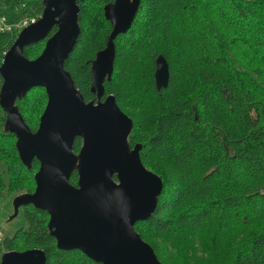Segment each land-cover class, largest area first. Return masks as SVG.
Wrapping results in <instances>:
<instances>
[{"label": "trees", "instance_id": "16d2710c", "mask_svg": "<svg viewBox=\"0 0 264 264\" xmlns=\"http://www.w3.org/2000/svg\"><path fill=\"white\" fill-rule=\"evenodd\" d=\"M0 1L5 15L20 10L27 19L43 8L42 0ZM106 1L77 2L80 34L64 61L85 100L94 98L91 60L111 30ZM19 31L0 30V64ZM114 42L104 96L114 95L132 119L130 145H141L142 163L163 183L154 212L135 230L162 264H264V0H141L130 29ZM44 43L26 46L24 55L35 58ZM159 54L169 81L157 90ZM46 101L42 87L16 101L32 131ZM4 121L0 107V188L32 192L39 162L30 169L21 163ZM80 145L75 138V152ZM20 211L25 224L3 236L0 255L40 248L46 264H100L77 249H58L46 211Z\"/></svg>", "mask_w": 264, "mask_h": 264}, {"label": "water", "instance_id": "95a60500", "mask_svg": "<svg viewBox=\"0 0 264 264\" xmlns=\"http://www.w3.org/2000/svg\"><path fill=\"white\" fill-rule=\"evenodd\" d=\"M77 1L82 0H42L40 16L20 29L0 64L3 129L15 135L23 165L30 169L34 159L39 162L34 190L13 197L10 219L20 207L32 205L47 212V229L60 250L77 249L100 264H162L134 228L154 212L162 179L142 163L141 145H130L133 121L115 96L101 99L103 84L114 71V41L130 29L141 0H114L103 6L111 30L90 63L95 99L89 101L64 68L80 34ZM44 39L39 55H24L26 46ZM153 77L157 90L167 87L169 67L161 54ZM35 87L45 90L47 101L32 131L16 101ZM77 137L81 145L75 152ZM73 171L76 185L70 183ZM0 264H46V256L40 248L11 250L0 255Z\"/></svg>", "mask_w": 264, "mask_h": 264}, {"label": "rangeland", "instance_id": "374dc122", "mask_svg": "<svg viewBox=\"0 0 264 264\" xmlns=\"http://www.w3.org/2000/svg\"><path fill=\"white\" fill-rule=\"evenodd\" d=\"M4 10V5L0 1V25L4 27L15 26L21 29L25 19H27L22 12L18 10L5 15ZM0 174H2L1 163ZM16 195V193H9L5 189L0 188V230L2 232V237L4 235H12L20 226L25 224L21 211L16 217L10 219L13 213L12 199ZM1 241L2 238L0 239V242Z\"/></svg>", "mask_w": 264, "mask_h": 264}, {"label": "built area", "instance_id": "2783aa9c", "mask_svg": "<svg viewBox=\"0 0 264 264\" xmlns=\"http://www.w3.org/2000/svg\"><path fill=\"white\" fill-rule=\"evenodd\" d=\"M37 18H30V19H25L23 26L28 25L29 23L35 22ZM5 27L0 25V30H3ZM3 238L2 237V232L0 230V239Z\"/></svg>", "mask_w": 264, "mask_h": 264}, {"label": "flooded vegetation", "instance_id": "af4514ba", "mask_svg": "<svg viewBox=\"0 0 264 264\" xmlns=\"http://www.w3.org/2000/svg\"><path fill=\"white\" fill-rule=\"evenodd\" d=\"M83 1V0H82ZM114 0H108V1H106L105 3H104V5L105 4H107V3H110V2H113ZM78 2V1H77ZM78 4V3H77ZM103 5V6H104ZM102 10H103V7H102ZM104 15V14H103ZM109 95V94H108ZM107 96V95H106ZM105 98V96H103L101 99H104ZM93 99H95V96H94V98ZM85 100V99H84ZM91 100V99H90ZM85 101H89V100H85ZM36 130V129H35ZM74 172V171H73ZM73 174V173H72ZM72 174H71V176H72ZM77 174V173H76ZM71 178V177H70ZM70 183H71V181H70ZM76 183H77V181H76ZM76 183L75 184H73V183H71V184H73V185H76ZM19 210H20V208H19ZM19 213V212H18ZM9 251H11V250H9ZM17 251V250H16ZM6 252V251H5Z\"/></svg>", "mask_w": 264, "mask_h": 264}]
</instances>
